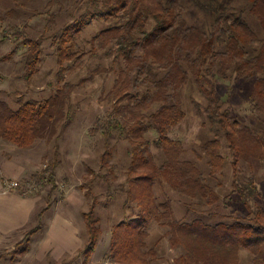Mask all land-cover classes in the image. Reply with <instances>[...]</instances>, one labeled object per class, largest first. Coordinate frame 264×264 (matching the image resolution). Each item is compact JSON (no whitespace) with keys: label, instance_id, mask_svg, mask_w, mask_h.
I'll use <instances>...</instances> for the list:
<instances>
[{"label":"trees","instance_id":"obj_1","mask_svg":"<svg viewBox=\"0 0 264 264\" xmlns=\"http://www.w3.org/2000/svg\"><path fill=\"white\" fill-rule=\"evenodd\" d=\"M4 19L0 17V22ZM56 22L51 15L44 35L24 39L3 58L12 59L24 46L25 79L31 83L40 70L43 44L50 40L57 55L58 84L48 98L21 96L16 109L0 99V142L28 149L39 139H57L72 120L74 92L104 73H113L112 88L100 98L111 104V111L96 126L105 141L100 166L107 172L100 178L107 185L110 178H118L110 161L121 140L129 142L131 162L120 190L113 192L110 182L106 195L108 200L120 195L125 211L112 228V261L155 262L158 253L156 247H148V239L156 224L169 228L172 247L183 249L173 264H241L242 250L252 255L251 264H264V195L259 188L264 175L259 177L254 169L255 163L264 168V0H82L69 22L55 28ZM95 22L105 27L83 42ZM101 54L111 59L108 69L100 66L77 83L64 82L66 73L86 66L88 55ZM218 79L253 80L249 102L258 125L232 119V110L225 108L219 95ZM188 85L206 99L208 125L216 133L196 151L199 162L187 159L183 142L171 136L187 117L184 90ZM223 140L232 157L233 188L226 197L208 181L224 177L228 170ZM154 148L161 151L162 163ZM205 160L208 176L200 166ZM163 184L191 201L179 202L186 208L182 217L171 198H159L156 188ZM90 186L91 182L83 187L91 200L84 213L85 264L103 236L98 205L104 192L95 194ZM233 195L245 207L243 212H234V207L227 211L235 202ZM221 202L227 212H219ZM203 203L210 207L209 214L197 208ZM204 215L221 220L210 223ZM25 241L29 249L30 238Z\"/></svg>","mask_w":264,"mask_h":264},{"label":"rangeland","instance_id":"obj_2","mask_svg":"<svg viewBox=\"0 0 264 264\" xmlns=\"http://www.w3.org/2000/svg\"><path fill=\"white\" fill-rule=\"evenodd\" d=\"M81 2L82 0H0V17L5 18L4 21L0 22V90L3 91L0 94L1 100L7 101L16 109L21 96H25L27 99L40 100L48 98L55 92L58 84V64L55 48L50 40H46L43 44L44 54L40 63V70L31 83L25 79L26 48L24 46L17 50L12 59L6 61L3 58L24 39H37L44 35L43 32L51 15L57 17L55 28H60L69 22L72 19L73 10ZM10 10L14 12L13 15L6 14ZM250 21L254 27L259 28L254 19H250ZM104 27L103 22H95L84 33L82 41H88ZM51 34L49 33V35ZM110 63L111 59L105 55L101 54L93 58L88 55L86 66L80 71L66 73L64 82L77 83L90 76L100 66H105V69H108ZM115 78L116 75L113 73H104L97 77L94 82H89L74 92L72 120L66 124V129L62 130L57 139L51 142L47 139H39L34 146L28 149H21L7 142L0 144V155L15 161V171L19 170L20 172L22 169L26 171L24 174L22 172L23 178L21 179L8 176L11 180L19 182V187L13 190L24 195L38 194L39 192L45 194L46 201L44 200L43 208L46 209L40 211L43 215L41 221L46 226L56 213H69L74 222L80 225L81 238L84 240L87 235L83 211L89 209L91 200L85 195L86 189L84 190L83 187L91 182L92 186L90 187L95 194L104 192V196L99 198L102 204L98 205V212L102 218L103 236L90 264H114L110 257L112 228L125 215L123 198L118 195L115 196L114 200H108L106 195L110 182L112 191L117 192L126 180V171L131 162L129 142L121 140L117 143L115 156L110 163L118 178L115 180L110 178L111 181L107 185L104 177L100 178L107 172L100 166L101 155L105 151V141L102 133L96 130L98 120L105 118L111 111V104L101 102L100 98L103 92L112 88ZM252 89L253 80L226 81L218 79V92L225 102V108L232 110L233 120L247 126H255L259 123L252 112V104L249 102ZM207 106L206 99L199 94L197 88L188 85L184 90V108L187 117L171 133L172 138L183 142L187 150L185 157L197 160V162L199 160L196 157V151L200 152L201 146L216 136L214 130L208 125ZM3 144L5 145L2 146ZM154 151L158 161L162 163L164 157L161 151L157 148H154ZM223 152L229 160L226 175L218 180L209 178L208 181L216 186L217 191L223 197H226L232 194L233 187L232 169L230 168L232 157L225 146V140H223ZM262 165L260 163L254 165L256 175L259 177L264 175ZM200 166L205 175L208 176L209 170L206 166V160L200 162ZM245 167L249 168L247 165ZM7 180V178H3L4 183ZM259 182L261 185L259 188L264 195V183L261 184L264 182L263 178H259ZM219 183L222 184L219 185ZM156 191L161 201H165L168 197L174 201L178 217L184 215L186 208L179 202L190 203V200L186 199V201L185 198L174 193L166 184L158 185ZM70 192H73L74 199L78 198L79 200V202L74 203V206H80L78 213L74 210L75 207L74 212L68 206L65 208L64 205L62 208V202ZM237 198V195H233L232 199L235 202L232 203L233 206L228 207L227 211L232 212L233 207L234 212L241 213L245 210V207L236 201ZM219 204V212H227L223 210V203ZM197 208L209 214L210 207L208 205L203 203ZM204 217L210 223L221 220L219 217L210 220L208 215H204ZM168 229L156 224L150 229L148 247H156L158 253L157 260L152 264H173L174 260L183 253V249L171 246L167 234ZM20 248L22 251L23 246ZM21 251L18 250L20 256ZM251 262L252 255L247 250H242L241 264H251ZM72 264H82V262Z\"/></svg>","mask_w":264,"mask_h":264},{"label":"crops","instance_id":"obj_3","mask_svg":"<svg viewBox=\"0 0 264 264\" xmlns=\"http://www.w3.org/2000/svg\"><path fill=\"white\" fill-rule=\"evenodd\" d=\"M15 167V161L0 155V264H72L79 261L85 264L82 251L87 236L84 240L81 238L80 225L74 222L69 213H56L47 226L42 223V227H39V220L43 217L40 210L46 209L43 208L46 196L40 192L24 195L9 189L3 178L9 179L8 176H11L21 179L22 172H26L24 169L15 171ZM73 195V192L67 195L62 208L65 205V208L68 206L78 213L80 206H74V203L79 200L74 199ZM27 238L31 240L29 249H25Z\"/></svg>","mask_w":264,"mask_h":264},{"label":"built area","instance_id":"obj_4","mask_svg":"<svg viewBox=\"0 0 264 264\" xmlns=\"http://www.w3.org/2000/svg\"><path fill=\"white\" fill-rule=\"evenodd\" d=\"M9 180V179H8ZM7 182H5V185L9 188V189H16L17 187H19V182L15 181V180H9ZM115 264V263H114Z\"/></svg>","mask_w":264,"mask_h":264}]
</instances>
